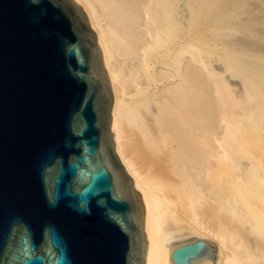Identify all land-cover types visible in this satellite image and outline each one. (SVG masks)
<instances>
[{
	"label": "bare ground",
	"instance_id": "obj_1",
	"mask_svg": "<svg viewBox=\"0 0 264 264\" xmlns=\"http://www.w3.org/2000/svg\"><path fill=\"white\" fill-rule=\"evenodd\" d=\"M74 1L86 11L111 81L116 151L144 209L147 264H174L173 251L188 239L216 241L218 264H264L263 227L254 214L239 219L246 214L241 196L217 177L221 157H234L243 139L237 131L244 113H229L233 104L222 98L234 85L228 76H239L240 92L250 95L249 123L263 141L257 153L228 166L239 169L238 179L258 175L264 184V0H215L236 14L223 20L228 31L249 23L259 30L261 48L247 55L215 50L206 40L200 0H179L178 7V0ZM250 12L255 16L240 20ZM236 218L242 225H223Z\"/></svg>",
	"mask_w": 264,
	"mask_h": 264
},
{
	"label": "water",
	"instance_id": "obj_2",
	"mask_svg": "<svg viewBox=\"0 0 264 264\" xmlns=\"http://www.w3.org/2000/svg\"><path fill=\"white\" fill-rule=\"evenodd\" d=\"M172 260L218 264L217 243L188 239ZM0 264H147L110 78L74 0H0Z\"/></svg>",
	"mask_w": 264,
	"mask_h": 264
},
{
	"label": "rangeland",
	"instance_id": "obj_3",
	"mask_svg": "<svg viewBox=\"0 0 264 264\" xmlns=\"http://www.w3.org/2000/svg\"><path fill=\"white\" fill-rule=\"evenodd\" d=\"M178 3L181 4L179 2V0L177 1V7H178ZM199 3H201L202 5L199 4ZM197 6H198V8H197ZM197 6H196V11H198V12H200L202 14V16L204 17L205 23H206V24H201V26L204 27L203 30H204L205 36L207 35L205 38H206L207 41L212 43V45L214 46L215 50H222V49H223L222 51L230 50V51H232L231 53H235V54L237 53V54H242V55H247L248 52L249 53H258V50H259L258 47H260L262 45V39H261V34H259L260 33L259 30L257 31L255 29L256 27L254 25L249 23V26L247 25L245 30L244 29H240L241 27H238L235 30L228 31L229 29L223 24V20H226L228 18L229 19L235 18L236 17L235 13H234L235 15L233 13H228L229 15L225 14L223 9L216 3L215 0H200L198 2ZM185 7L187 8L188 6H185ZM211 8H213V9H211ZM220 10H221V12H219ZM213 13H214V15H213ZM215 13H217L218 15L216 14V16H215ZM253 16H255V14L251 13V12L247 13V14L246 13L245 14H241L240 20L251 19ZM211 22H213L214 24L211 23ZM215 23H217L216 24L217 26H213V25H215ZM218 23L221 26L218 25ZM194 24H195L194 26L196 27V25H199L200 22H195ZM213 27L216 28V29L215 30L211 29ZM257 27L261 28V30H262V25H259ZM208 29H210V30H208ZM230 33H231V35H230ZM210 35H213V37H211ZM258 35L260 37H258ZM236 40L237 41L241 40V41H239L238 43L235 44V42H237ZM243 40H244V42L246 41V43H247V44L245 43L246 45L245 44L241 45L242 43H244ZM222 41H224V42H222ZM228 41H230V42L232 41V42L230 43ZM97 42H98V40H97ZM240 42H241V44H240V46H238V44ZM248 43H251V44L255 43V44L254 45H250V44L248 45ZM253 46H255V48ZM98 47H99V44H98ZM252 49H254V50H252ZM255 49H257V50H255ZM99 51H100L101 60H102V64H103L104 63L103 54L101 52L100 47H99ZM204 54H205V58L208 60L209 65H212L211 61H212L213 57L211 55L207 54L205 51H204ZM208 55H209V57H206ZM217 60L219 62L221 61L220 59H217ZM221 63H223V62L221 61ZM104 66L105 65L103 64V68H104ZM229 74H230V72H226L225 76H227ZM229 77H230L231 82H233L234 85L232 86V91L230 92L231 93L230 95H227L225 90L222 89V92H223L222 98L224 99V97H225L226 101H228L226 104H228L230 106L232 104L234 106V104H235V106H236V107L234 106V108H232L233 106L229 107V109L227 110L229 113L236 114V115L239 114L238 112H240L242 114L244 113V116L242 114H240L242 116L239 118V120H241L243 122V123L241 122V124H243V125L239 126V131H237L238 128L236 129L237 132H241V134H239V135H240V137L241 136L242 137L240 138L238 136L239 139L243 138L242 140H240V142L238 144V147H239V145H241V147H239V149L241 150V148H242V150L240 151L238 149L237 152L238 151L239 152L236 155H234V157H232L231 155H229L228 157L225 156L224 158H223V156L221 157L222 160L220 161V167H219V170H218V176L217 177L219 179L218 181H219L221 186H223V185L225 186V184L227 183L226 180H228V179H229L228 181L232 182V183H230V185L232 186V189L234 191H237V193L241 196L238 199L237 203H239L241 206H243L244 212L246 213L245 216H241V217H239V219L242 218V220H244L243 222H246L247 221V216H249V215L252 216L254 214L255 218L258 221V224L261 227H263V234L262 235H263V238H264V189H263L264 188V184H263L262 180L260 179V177L258 175L252 176L251 178L246 179L245 181L244 180H240V179H238V177H239L238 176L239 169L236 168V167H233V166H231V167L228 166V163L230 161L232 162V160L241 161L247 155H251V154L257 153L259 151L258 150V145L261 144V142L263 141L262 140L263 137L261 135L260 129H258L255 126L250 125V123H249V121L252 119V114L249 111L246 110L245 106H246V104L248 105L249 100L247 102L246 99L250 98V95H249V93L248 94L246 93L247 95H246V98H245V96L242 95L243 93L240 92V89H239L240 86L238 87V84H236L238 81H239L238 82L239 84L242 83V78L239 77V76H232V75L228 76V78ZM235 81H237V82H235ZM110 84H111V81H110ZM111 90L113 92L112 85H111ZM224 94H225V96H224ZM243 102H244V104H243ZM242 105L244 107H242ZM239 110H242L243 112L239 111ZM235 111H238V112H235ZM243 119H245V120H243ZM250 126H252V127H250ZM251 129H252V131H251ZM257 132H258V135H257ZM235 136H237V134ZM250 141H253L254 143H253V145L249 144V146H248V142H250ZM256 142H258V143H256ZM115 148H116V143H115ZM241 156H243V157H241ZM233 164H235V163H233ZM227 220H228L229 224H227V222H226ZM234 220H230L229 221V219H226L225 223L227 225L225 223L224 224L222 223V224L225 225L228 228L230 226V228L232 230L234 229V227L236 225L237 226L238 225L239 226L242 225L240 220H237V218H236L237 221H234ZM236 223H239V224H236ZM244 224L248 225V223H244ZM218 225L221 226V224H218ZM263 250H264V248H263Z\"/></svg>",
	"mask_w": 264,
	"mask_h": 264
},
{
	"label": "flooded vegetation",
	"instance_id": "obj_4",
	"mask_svg": "<svg viewBox=\"0 0 264 264\" xmlns=\"http://www.w3.org/2000/svg\"><path fill=\"white\" fill-rule=\"evenodd\" d=\"M108 161H109V165L111 166L112 170L117 169V163H116V159L112 156L111 153L108 154L107 157Z\"/></svg>",
	"mask_w": 264,
	"mask_h": 264
}]
</instances>
